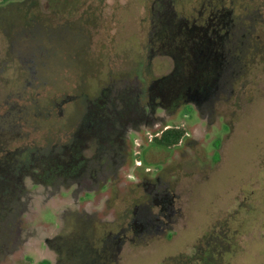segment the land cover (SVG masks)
<instances>
[{"label": "rangeland", "instance_id": "374dc122", "mask_svg": "<svg viewBox=\"0 0 264 264\" xmlns=\"http://www.w3.org/2000/svg\"><path fill=\"white\" fill-rule=\"evenodd\" d=\"M153 1L24 0L1 4L0 144L12 140L11 152L27 149L29 158L31 153L39 157V152L55 143L60 111L71 115L76 110L75 101L63 105V99L75 100L86 93L94 96L110 76H132L134 70L147 81L168 74L171 58L149 59L154 48L148 39ZM240 4L236 13L246 16L250 34L241 39V50L235 54L237 72H227L224 79L221 117L211 132L214 138L223 137L220 153L209 147L203 155L185 150L179 157L151 150L149 161L157 164L158 176L171 184L173 195V213L162 219V230L151 234H138L132 226L135 219L143 221L146 214H158L144 187L139 186L144 170L136 169L140 160L129 169L114 168L92 204L98 212L93 241L98 247L117 238L120 241L109 264L189 260L197 256L195 247L206 248L219 234L233 246L225 243L222 259L220 254L215 264H264V0H241ZM244 33L242 30L241 35ZM184 124L185 119L170 118L158 131L146 134L144 143L166 126ZM141 142L136 137V151ZM105 192L110 195L109 203ZM85 201L81 199L78 205H86ZM45 205L38 214L39 208H35L33 215L22 216L25 239L27 228L33 229L35 239L23 246L24 253L9 251L2 264H26L16 263L22 254L32 259L31 264H40L46 257L41 244L56 232L57 212L63 202L58 197ZM108 205L110 209L105 211Z\"/></svg>", "mask_w": 264, "mask_h": 264}, {"label": "flooded vegetation", "instance_id": "af4514ba", "mask_svg": "<svg viewBox=\"0 0 264 264\" xmlns=\"http://www.w3.org/2000/svg\"><path fill=\"white\" fill-rule=\"evenodd\" d=\"M240 1L154 0L148 38L154 48L150 49L149 59L171 58L168 74L147 81L134 70L132 76H110L107 85L94 96L86 93L75 100L63 99V105L75 101L76 110L71 115L60 111L55 143L39 152V157L31 153L29 158L27 149L11 152L12 140L0 144V264L9 251L24 253L23 246L35 239L32 228L26 229L25 239L22 216L33 215L35 208H39L38 214L58 197L63 202L57 212L59 224L41 244L46 257L40 264H109L120 241L117 238L99 247L93 241L98 212L92 204L97 202L98 192H103L101 187L107 185L114 168H132L138 156L141 166L135 168L146 166L139 170V186L144 187L158 214H146L143 221L135 219L132 226L138 234L161 229L162 219L173 213V195L171 184L163 183L158 176L157 164L149 161L150 152L155 149L180 157L188 150L196 156L205 154L210 147L220 153L223 137L214 138L211 132L221 117L224 79L227 72H237L235 54L241 50V39L250 34L246 16L236 13L237 8H242ZM242 30L246 34L241 35ZM174 117L185 119L184 125L165 127V131H181L177 144L168 148L152 145L165 131L144 143L146 134L158 131ZM136 137L142 141L138 151ZM181 161L182 158L178 162ZM41 186L43 189L38 188ZM104 198L110 202L108 192ZM81 199H86V205H78ZM108 209L109 205L105 211ZM223 235L212 238L206 248L195 247L194 258L170 259L161 264H215L220 254L222 259V250L233 246L226 237L222 239ZM22 256L16 263H32V259Z\"/></svg>", "mask_w": 264, "mask_h": 264}, {"label": "trees", "instance_id": "16d2710c", "mask_svg": "<svg viewBox=\"0 0 264 264\" xmlns=\"http://www.w3.org/2000/svg\"><path fill=\"white\" fill-rule=\"evenodd\" d=\"M24 0H1L0 5H11L14 3L23 2ZM181 131L171 129L168 131L163 132V134L160 137H156L154 139V142L152 145L160 147V148H168L172 145L177 144L180 141L181 138ZM137 159L141 160V157H137ZM136 162V161H135ZM144 165L142 168H145Z\"/></svg>", "mask_w": 264, "mask_h": 264}]
</instances>
